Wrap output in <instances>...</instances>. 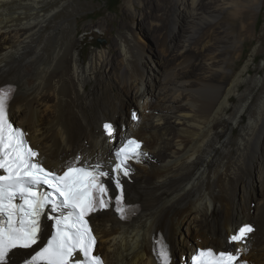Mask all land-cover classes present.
<instances>
[{"label":"bare ground","instance_id":"obj_1","mask_svg":"<svg viewBox=\"0 0 264 264\" xmlns=\"http://www.w3.org/2000/svg\"><path fill=\"white\" fill-rule=\"evenodd\" d=\"M142 1L138 16L161 21L151 33L164 29L158 45L170 65H161L154 50L147 55L130 32L118 33L117 44L85 62L67 37L69 25L55 20L48 2L0 0V87L16 89L10 117L53 169L77 154L108 161L126 136L143 140L148 155L125 180V201L138 204L137 215L125 221L109 209L91 216L95 252L107 264H157L151 251L157 232L177 262L194 246L221 248L250 220L257 229L242 259L264 264V97L254 100L264 76L251 77L248 64L234 77L224 72L225 55L237 49L228 46L246 34L245 12L258 0ZM229 17L233 39L213 42L209 23ZM180 19L188 24L184 35L176 32ZM104 121L116 129L111 138ZM24 255L17 250L11 263Z\"/></svg>","mask_w":264,"mask_h":264},{"label":"snow or ice","instance_id":"obj_2","mask_svg":"<svg viewBox=\"0 0 264 264\" xmlns=\"http://www.w3.org/2000/svg\"><path fill=\"white\" fill-rule=\"evenodd\" d=\"M15 91L12 85L0 87V264H11L17 250L25 252L21 264H103L93 254L97 240L90 217L113 206L122 219L134 213L124 201L122 177L130 176L129 161L139 163L147 153L140 141L129 138L108 161L77 156L58 169L46 168L26 133L10 120ZM103 128L108 137L115 134L111 122ZM109 182L118 192L114 197ZM45 218L52 221V232L39 246ZM253 232L251 224H243L227 243H244ZM158 245L161 264H171L170 246L163 240ZM192 259L193 264H247L238 252L212 248L199 250Z\"/></svg>","mask_w":264,"mask_h":264},{"label":"rangeland","instance_id":"obj_3","mask_svg":"<svg viewBox=\"0 0 264 264\" xmlns=\"http://www.w3.org/2000/svg\"><path fill=\"white\" fill-rule=\"evenodd\" d=\"M43 1L46 3L48 2V10L50 13L54 14L55 20H61L69 25V28L66 30L67 33H64L68 34L67 37L71 35L72 41H74V48L80 50L83 61L86 62L93 52L100 50L107 51L113 47V44H117L118 33L130 32L140 37L144 52L146 54L148 53L147 55L152 54L154 50L153 52L157 54V59L161 62V65H170V57L167 58V56L160 52L159 45H161V34L163 35L164 29H162L160 33H151L152 26L154 24H159L160 26L161 21L154 17L147 19L138 16L144 9L142 0H120L118 7L114 11H109L107 9V0ZM257 5L248 6V10L245 12L246 34L236 37V42L229 44L230 47L228 46L229 49H232L234 45L237 47L236 51L229 52L225 55L227 61L224 65V72L226 74L230 73L232 77L236 76L246 64H248L250 68L251 77L264 76V0H258ZM134 15L138 17L136 18ZM217 19L218 18L215 20ZM215 20L209 23L213 24V27H208L209 24L206 26L208 27L207 31L213 30L212 41L216 42L214 40H218L219 37L221 38L223 35L232 40L233 34L229 28L231 25V17L220 22V24L214 25ZM187 25L185 20L180 19L177 24L176 32L180 35H184L185 30L188 29ZM221 30L223 32H221ZM204 38H206V36H203V39ZM91 44H99V48H95L91 46ZM215 46L216 44L211 46L212 50ZM115 47V49L119 48L118 45ZM251 56H254V60H251ZM105 62L106 58H104L102 62L103 68L105 67L106 69V65H104ZM148 65L150 66L151 63ZM161 65L158 66L162 68ZM156 68V66L151 67V69L157 72ZM243 76V78L246 79L250 78V73L245 71ZM242 85V89H244L247 83H243ZM89 86L90 85H87V88H89ZM260 97H264V83L263 88L255 93L254 100L256 101ZM233 98L235 99V97ZM246 119L247 115H245L241 124L246 122ZM62 122L63 120L60 119L59 123ZM238 129L232 135L235 139L238 137ZM85 142L84 140V145L86 144ZM78 155L80 154H77V156ZM160 155L161 154L154 155L153 159L159 161ZM218 155L222 156L223 153L218 152ZM254 204L255 203L252 202L251 206ZM252 210L253 208H251V211ZM189 242L194 241L190 239L188 243Z\"/></svg>","mask_w":264,"mask_h":264},{"label":"trees","instance_id":"obj_4","mask_svg":"<svg viewBox=\"0 0 264 264\" xmlns=\"http://www.w3.org/2000/svg\"><path fill=\"white\" fill-rule=\"evenodd\" d=\"M108 2H109V0H107V5H108V8L107 9L109 11H114L118 7V5L120 3V0H114V1L113 0H110V2L109 3ZM91 46H93L95 48H99V44H91Z\"/></svg>","mask_w":264,"mask_h":264}]
</instances>
